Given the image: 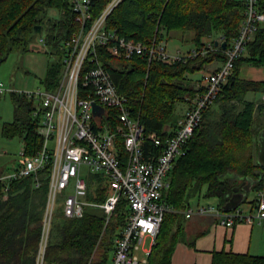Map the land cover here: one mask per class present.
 I'll list each match as a JSON object with an SVG mask.
<instances>
[{
    "label": "trees",
    "instance_id": "trees-1",
    "mask_svg": "<svg viewBox=\"0 0 264 264\" xmlns=\"http://www.w3.org/2000/svg\"><path fill=\"white\" fill-rule=\"evenodd\" d=\"M111 1L91 0L86 27ZM49 10L54 13L48 15ZM256 10L264 12V0H256ZM243 17L244 0H121L106 16L103 25L105 30H114L120 37L147 46L165 42L177 34L183 42L193 44L192 50L200 51L207 43L214 44L215 40L211 39L214 33L217 40L223 38L229 45ZM37 26L41 27L39 35L44 37L45 45L51 44L60 56L64 53V43L80 28L69 0H0V62L14 51H27ZM221 48L218 52L198 53L185 62L171 65L155 60L148 62L145 56L116 58L106 47L100 46L96 54L117 91L126 97L144 133L155 132L164 142L168 137L164 127L176 105L189 101L197 93L187 76L203 70L215 59L223 63L226 56ZM245 63L264 66V24L259 25L244 52L234 60L232 72L214 105L204 111L200 125L184 145V154L168 174V187L161 195V201L167 205L182 209L197 196L216 198L222 208L233 194V188L243 180H250L251 190L262 186L264 169L257 164L256 155L257 137L264 127V119L260 123L256 112L261 115L264 105L256 106V101L246 100L245 95L264 93V82L239 78L240 67ZM59 66L57 62L55 69L48 68L43 81L47 89L57 84ZM11 99L15 104L14 119L0 127V135L20 137L25 153L31 155L42 143L37 133V119L31 116L32 103L17 94H11ZM214 106L217 107L214 109ZM23 108L30 115L19 116ZM107 113L110 114V110ZM144 148L146 154L159 153V148L149 141L144 143ZM40 180L38 188L34 187L32 175L0 181V264L36 262L48 190L41 174ZM87 180L89 192L85 200L95 205L104 202L108 187L103 185V179L95 174L89 175ZM93 185L95 191H92ZM99 209L100 212L84 209L80 218H66L58 209L43 264H108L129 209L127 202L120 198L107 222L105 213ZM182 218L179 213L165 214L148 255L149 264H170ZM212 264H264V257L218 253Z\"/></svg>",
    "mask_w": 264,
    "mask_h": 264
},
{
    "label": "built area",
    "instance_id": "built-area-1",
    "mask_svg": "<svg viewBox=\"0 0 264 264\" xmlns=\"http://www.w3.org/2000/svg\"><path fill=\"white\" fill-rule=\"evenodd\" d=\"M69 1L80 28L64 43L57 84L51 89L44 86L17 92L7 88L0 79V98L11 93L24 96L32 103L31 116L37 119V133L42 139L40 147L31 155L22 146L19 166L8 174H0V181L5 182L32 175L36 188L41 184L40 174H45L48 190L35 264H43L58 209L66 218H80L86 205L97 206L105 213L107 222L118 200L127 202L129 212L120 236L114 241L109 264H149L148 255L168 213H179L185 218L211 217L225 227L238 221H264V192L258 193L253 210L248 213L239 207L225 211L213 205L175 209L161 201L162 192L168 186L167 176L177 157L184 154V145L200 125L204 111L214 105L232 72L234 60L244 52L259 25L264 24V12L256 10V0H244V17L238 33L229 45L221 48L225 61L217 70L203 76L184 113L167 128L168 137L164 142L155 132L144 133L126 97L117 91L102 65L96 48L106 47L116 58L145 56L148 62L155 60L171 65L185 62L198 53L220 51L223 38L217 40L216 46L207 43L200 51L170 54L162 43L147 46L104 29L106 16L121 0H112L89 27L86 23L91 0ZM39 41L44 43V37L40 36ZM93 104L101 107L100 114H93ZM146 141L159 148V153L146 154ZM83 167L88 174L99 175L108 187L107 197L101 204L85 200L89 176L81 174ZM145 240L149 242L147 249L143 248ZM139 250L141 257L137 254Z\"/></svg>",
    "mask_w": 264,
    "mask_h": 264
},
{
    "label": "rangeland",
    "instance_id": "rangeland-1",
    "mask_svg": "<svg viewBox=\"0 0 264 264\" xmlns=\"http://www.w3.org/2000/svg\"><path fill=\"white\" fill-rule=\"evenodd\" d=\"M52 13H54V11L49 10L48 15H51ZM42 32L43 34H45L47 30L44 28ZM204 41H207V39H204ZM164 45L166 47V50L170 54H176L177 51H179L181 54H186L188 51L194 48L192 43L183 42L177 34H174L166 39ZM62 58L63 53L61 54V56L55 53V49L51 44L45 45V43L40 42L39 34L34 33L29 40L27 51H14L10 53L4 61L0 62V79L4 82L7 88L17 92L34 91L38 88L42 89L44 88L43 81L47 76L48 68L54 67L55 69L57 62H59L60 64L57 79L59 78L62 70ZM216 65L217 63L215 61H212L211 63L207 64L203 70L195 72L192 76H187L190 79L188 83L198 89L199 85L201 84L199 83L198 79H201L202 82L203 76L211 71V69ZM239 76L244 78V64L240 67ZM255 96L256 99H258V96L260 97V95L257 94ZM187 102L178 103L176 105V110L174 111L168 122L170 125H174L176 123L179 116V108L184 106ZM14 105L15 104L12 102L11 95L9 93L0 98V127L4 123L13 121L15 115ZM216 107L217 106H214L213 108L215 109ZM18 115L21 117H26L30 114L23 108ZM263 116L264 111L261 112V115L256 112V117L260 118V123L262 122ZM21 148L22 140L20 137L16 136L13 138H4L0 135V172L2 174H8L9 172L13 171V168L17 164H20ZM178 158L179 157H177L176 160H178ZM81 174L83 176L95 175V173L88 174V171L85 167L82 168ZM41 176L43 177V179H45V174L41 173ZM167 187L165 188V190L167 189ZM91 188L92 191H95L96 186L93 185ZM257 195V189L246 193V199L239 204L240 207L246 209L249 202L256 199ZM200 198L203 203H211V205L213 204L214 206L216 205L214 198ZM85 209L92 212L101 211L98 207L92 205H86ZM148 245V240H145L143 248L147 249L149 247ZM137 254L139 255V257H141V250L137 251Z\"/></svg>",
    "mask_w": 264,
    "mask_h": 264
},
{
    "label": "crops",
    "instance_id": "crops-1",
    "mask_svg": "<svg viewBox=\"0 0 264 264\" xmlns=\"http://www.w3.org/2000/svg\"><path fill=\"white\" fill-rule=\"evenodd\" d=\"M216 35L217 33H214L211 39L217 42ZM40 36L42 35H39V37ZM161 43L164 45V42ZM214 61L217 65L209 72H214L222 64L220 60L215 59ZM239 78L264 82V66H253L245 63L244 78L240 76ZM198 80L199 83H201V79ZM9 94L11 95V93ZM256 94L260 95L258 99H256ZM245 99L256 101V106L264 105V93L249 92L245 95ZM186 108L187 103L179 108L178 118L184 113ZM263 119L264 116L262 117V120ZM169 126H171L169 123L166 124L164 129L167 130ZM18 166L19 164H17L13 170ZM0 174L2 173L0 172ZM243 181L244 184H248L249 182L247 180ZM239 185L242 186L243 183L241 182ZM259 192H264V177L262 186L258 190V193ZM214 200L216 202L215 206L219 207L218 200L216 198H214ZM252 201L253 202H249L246 209L241 208L239 204L237 207L241 208L244 212H250L253 210L252 207L256 199ZM197 205H211V203H203L201 198L197 196L190 199L189 206L194 207ZM181 226L180 235L172 252L170 264H212L214 255L218 253L249 254L252 256L264 257V221L260 223L256 220L251 223L238 221L231 227H225L211 217L185 218L183 216ZM110 262L111 259L108 264Z\"/></svg>",
    "mask_w": 264,
    "mask_h": 264
},
{
    "label": "water",
    "instance_id": "water-1",
    "mask_svg": "<svg viewBox=\"0 0 264 264\" xmlns=\"http://www.w3.org/2000/svg\"><path fill=\"white\" fill-rule=\"evenodd\" d=\"M34 31L35 33L40 34L41 27L37 26ZM214 45H217V42H214ZM222 49L226 47V42L224 41L221 44ZM102 111L101 107H99L96 104H93V114H100ZM258 152L256 155V161L257 164L264 169V127L262 130H260L258 137ZM248 184H244V181H242L243 185H239L233 188V194L230 196L229 200L222 206V210L228 211L235 209L238 204H240L241 201L246 197V193L251 191V182L247 179Z\"/></svg>",
    "mask_w": 264,
    "mask_h": 264
}]
</instances>
